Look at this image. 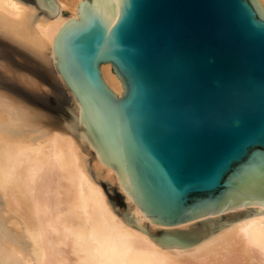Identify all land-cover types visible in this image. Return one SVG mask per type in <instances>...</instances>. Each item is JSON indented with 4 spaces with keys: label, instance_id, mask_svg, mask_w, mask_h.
Returning <instances> with one entry per match:
<instances>
[{
    "label": "water",
    "instance_id": "95a60500",
    "mask_svg": "<svg viewBox=\"0 0 264 264\" xmlns=\"http://www.w3.org/2000/svg\"><path fill=\"white\" fill-rule=\"evenodd\" d=\"M98 2L80 0V17L66 16L54 41L55 66L98 152L141 210L155 223L175 225L264 201L261 1ZM41 6L56 8L54 0ZM106 62L123 84L121 96L102 75ZM161 137L166 158L154 148ZM178 157L177 204L157 161L176 177L171 164ZM210 229L202 223L187 235L195 240Z\"/></svg>",
    "mask_w": 264,
    "mask_h": 264
},
{
    "label": "bare ground",
    "instance_id": "6f19581e",
    "mask_svg": "<svg viewBox=\"0 0 264 264\" xmlns=\"http://www.w3.org/2000/svg\"><path fill=\"white\" fill-rule=\"evenodd\" d=\"M79 1L54 0L51 8L42 0H0V41L67 86L55 66L54 41L66 16L80 17ZM4 62L0 69L21 83L48 88ZM101 71L121 96L111 63ZM70 93L79 129L0 87V264H264L263 200L175 225L155 223L98 152ZM224 216L232 217L220 224ZM202 223L212 229L191 239L187 232Z\"/></svg>",
    "mask_w": 264,
    "mask_h": 264
},
{
    "label": "rangeland",
    "instance_id": "374dc122",
    "mask_svg": "<svg viewBox=\"0 0 264 264\" xmlns=\"http://www.w3.org/2000/svg\"><path fill=\"white\" fill-rule=\"evenodd\" d=\"M1 60L3 62L5 61L4 63H7L11 68H13V70L27 72L31 74L32 76H34L35 78H37L43 85L48 86V88L46 87V89L42 87V90L31 88L21 83L16 77V75L13 76L11 74V78H10V76L7 75L8 72H6L4 69L2 70L1 68L0 69V87L1 88H4L10 91L11 93H13L14 95L23 98L24 100L37 106L38 108L41 107L40 109L43 108L44 112L47 110L48 113L47 112L46 113L49 114L52 118L54 117L53 119L58 122L64 121L66 119L73 120L76 128L79 129V123L77 122V119H76L77 113H75L76 110L74 109L72 99L70 100L69 103L66 102V99L70 95V93L67 92L68 90L65 88L66 86L63 85L64 83H62V81H60L57 78V76L54 75L55 74L54 72L49 71L48 69H45L39 66L37 63L32 61L29 57H26L20 52L11 50L8 46L4 44H0V61ZM44 76L48 79H46ZM70 112L72 114H70ZM111 193L117 197L115 188L111 190ZM119 201H120L119 205L121 207H124V204L121 202L120 199ZM229 217H232V216H224L220 218V220L224 221L226 218H229Z\"/></svg>",
    "mask_w": 264,
    "mask_h": 264
},
{
    "label": "snow or ice",
    "instance_id": "6c2138e0",
    "mask_svg": "<svg viewBox=\"0 0 264 264\" xmlns=\"http://www.w3.org/2000/svg\"><path fill=\"white\" fill-rule=\"evenodd\" d=\"M111 19H113V17H109L110 21H111ZM130 19H131V14H129V17L127 19L122 17L123 24L125 26H127L128 23L130 22ZM7 75L11 76V73H7ZM194 126L195 127H200L202 125H201L200 122H196V123H194ZM154 148H155L156 151H158L160 153L162 158H166L167 157V152H168L169 149H168V144H167L166 140L163 137H161L160 139L155 141ZM157 162L159 163L161 168L164 170L165 178H166L167 183L169 185L170 191L167 193V197L170 200H172L173 202L178 204L180 202V199H181V193H180V191L178 189V186H177V177L179 176L180 169H181V166H182V163H183L182 157H178L171 164L172 170L175 171V173H176V177L173 176L172 171H170L168 168L162 166L159 161H157ZM185 187L186 188H191V187H193V185H186Z\"/></svg>",
    "mask_w": 264,
    "mask_h": 264
}]
</instances>
